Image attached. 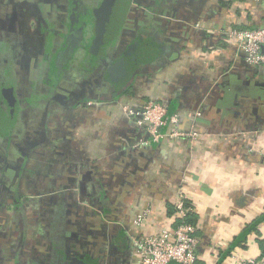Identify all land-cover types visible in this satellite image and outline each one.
Returning a JSON list of instances; mask_svg holds the SVG:
<instances>
[{
    "label": "crops",
    "instance_id": "0c3cea01",
    "mask_svg": "<svg viewBox=\"0 0 264 264\" xmlns=\"http://www.w3.org/2000/svg\"><path fill=\"white\" fill-rule=\"evenodd\" d=\"M61 3L0 0V18H18L0 42L17 103L0 131V264H141L133 238L174 230L181 197L197 264L261 262L264 65H248L225 31L264 27V0H130L112 43L133 60L123 83L94 29L98 65L72 59L63 83L67 36L46 12ZM150 102L178 117L159 143L128 117Z\"/></svg>",
    "mask_w": 264,
    "mask_h": 264
},
{
    "label": "built area",
    "instance_id": "2783aa9c",
    "mask_svg": "<svg viewBox=\"0 0 264 264\" xmlns=\"http://www.w3.org/2000/svg\"><path fill=\"white\" fill-rule=\"evenodd\" d=\"M225 36L235 40L239 49L244 52L245 60L251 67L264 65V27L245 28L225 31ZM168 107L159 102H150L140 110L128 111V117H136L137 124L142 126L151 136L153 143H159L164 136L160 129L167 121L172 124L178 122L176 115L168 116ZM196 134H190L194 137ZM187 136L173 129L172 137ZM180 224L172 231L158 236H141L133 238V246L140 255L141 264H197L196 237L197 228L189 222L193 210L186 198L181 197L175 205ZM236 264H264L261 262L246 261L238 258Z\"/></svg>",
    "mask_w": 264,
    "mask_h": 264
},
{
    "label": "flooded vegetation",
    "instance_id": "af4514ba",
    "mask_svg": "<svg viewBox=\"0 0 264 264\" xmlns=\"http://www.w3.org/2000/svg\"><path fill=\"white\" fill-rule=\"evenodd\" d=\"M36 1L42 2V0H36ZM43 1L44 2L49 1L50 3H54V2H58V1L62 2L61 4H57V5L51 4L49 7V11L48 10L46 11L48 13V15L49 14L54 15V17L57 19V21L54 22L56 27L55 28L48 27L49 30L53 29L57 33V35L64 32V33H66V36H68L70 28H71L72 23H73V19L76 17V15H80V16H82L81 25L83 26V38L85 35V27L88 25V23H87L88 19L92 16L93 29H94V20H95L94 10L96 8H100L102 3L104 2V0H57V1H55V0H43ZM4 5H8V4L5 3ZM40 21H41V19H39V21H38L39 24H40ZM17 24H18V18H16L15 16L10 17V18L5 19V20H2L0 18V42L1 43L14 40V38H13V36L15 37L14 27ZM124 26H125V24H124ZM136 28H138V25L135 26V29ZM131 34L132 33H129V35L128 34L127 35L129 37H132ZM120 36L121 35L118 34L119 39H121ZM66 39H67V37H66ZM37 40H38V37H37ZM57 40L60 42L61 38L58 37ZM82 42H83V40H81L79 42L78 48H81L83 46ZM119 45H120V42L118 45L113 44L108 48V53H109L108 56H110V61L107 60L108 63H110V62L113 63V62H116L118 60L117 58L119 55V51H118ZM36 48H38V47L36 46ZM8 63H9V60H8L7 55L5 57H2V56L0 57V67H3V65H7ZM74 65L75 64H73V66ZM102 65H104V67L107 68L105 63H103ZM104 67L101 66L102 71H104ZM62 70H64L66 75L68 74V76L65 77L66 80L63 81V83H65L66 81L71 79V77H70L71 71L69 72L67 69H64V68H62ZM9 79L10 80L12 79V75L10 77V74L7 75V72L0 68V105L2 107H5V108L9 107L10 108L9 110L11 111V110H15L17 103L14 102L12 99V96L14 95L12 92L13 86L9 85L10 84ZM94 84H95V82L93 81L92 85L94 86ZM95 86H96V84H95ZM5 88L9 89V90L6 91ZM88 88H89V86H87V89H85V90H88ZM24 95L27 96L26 93H23L22 97ZM22 97L20 98V96H19L20 99H22ZM5 98H7V100H8L7 103H6Z\"/></svg>",
    "mask_w": 264,
    "mask_h": 264
},
{
    "label": "water",
    "instance_id": "95a60500",
    "mask_svg": "<svg viewBox=\"0 0 264 264\" xmlns=\"http://www.w3.org/2000/svg\"><path fill=\"white\" fill-rule=\"evenodd\" d=\"M126 1L128 0H104L101 7L94 10L95 40L93 49H96L97 52L111 42L118 31L119 33L123 31L126 21V14L123 12V3ZM81 23L82 16L76 15L66 39L64 51L59 56L60 61L58 65L61 69L68 68L76 49L79 47V42L83 39V26ZM120 62L122 64L117 66ZM112 68L110 77L117 81V83H123L129 76V72L133 70V60L129 56L120 57L118 61L112 64ZM5 90L8 91L9 89L5 88ZM5 99L7 103L8 100L7 98ZM12 99L15 102L14 95Z\"/></svg>",
    "mask_w": 264,
    "mask_h": 264
},
{
    "label": "trees",
    "instance_id": "16d2710c",
    "mask_svg": "<svg viewBox=\"0 0 264 264\" xmlns=\"http://www.w3.org/2000/svg\"><path fill=\"white\" fill-rule=\"evenodd\" d=\"M129 4H130V0H128V1L123 3V12H124V14H126V11L128 9ZM87 23H88V25L85 27V35H84V41H83V45H84L85 51L87 50V52L83 55L82 51H83L84 48L78 49L77 52L74 55L73 64H75L79 60L80 61L82 60L81 61L82 64L83 65L86 64L87 67L90 69L93 66L95 67L96 65H98V60H97L98 57L93 56V55L90 56V53L88 51V49H89V47L91 45V41H92V39L94 37L92 16L88 19ZM118 34H119V31L116 33L117 37L115 36V38L109 44H107L104 47V49H103L104 51L107 49V47L111 46L114 41L116 42L118 40ZM71 65L72 64L69 63L68 68H70ZM3 113H4L3 115L5 117L0 116V131H5V127H10L11 126L10 123L7 124L8 123L7 122V118L9 119L12 116L11 113H10V110L7 109V111H5ZM193 217H194V215H190L188 221L191 222V223H195Z\"/></svg>",
    "mask_w": 264,
    "mask_h": 264
}]
</instances>
